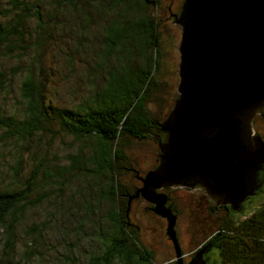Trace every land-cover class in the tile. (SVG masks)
<instances>
[{"label":"rangeland","instance_id":"374dc122","mask_svg":"<svg viewBox=\"0 0 264 264\" xmlns=\"http://www.w3.org/2000/svg\"><path fill=\"white\" fill-rule=\"evenodd\" d=\"M8 1L0 0V9H7ZM22 1L31 3L33 8L38 9L41 24L37 26V21L32 16L33 8L20 19L15 11L5 16L0 13V22L17 21L26 31L22 39H12L1 50L0 69L6 75L0 83V114L13 115L19 119L24 116L25 99L20 94V88L24 77L30 74L44 94L49 121L47 129L36 132L31 137H12L0 143V190L21 188L24 179L42 159L29 194L32 199L41 195V200L26 207L15 223L11 237L12 249L5 243V233L2 231L3 227L0 228V260L11 259L19 264H85L86 256L99 250V243L95 239L97 229L102 233L108 231L103 219L107 211L106 203H101L98 208L94 206L99 186L106 185V180L102 176L94 177L89 172L83 173L80 169L64 173L62 177H44V170L52 172L55 166L67 167L69 155L81 154L86 158L90 153L92 140L74 138L61 128L56 111L60 108L77 109L91 105L95 91L100 90L105 83L107 68L112 69L117 65L124 69L138 66L142 63L143 56L136 54L132 47L122 50L121 45L116 46L111 54H102V29L111 19H116L119 15H115V12L120 11V6H116L114 11L111 12L110 9L107 12L109 0H98L96 3L77 0L75 8L57 0ZM183 2L184 0H157L155 6L147 8V13L157 22L160 56L158 69L155 70L156 83L151 84L152 89L147 93L144 108L147 115H151L161 125L170 122L172 109L180 97V41L186 24ZM128 12L125 13V18ZM137 15L139 11L134 9L128 17L130 19ZM244 129L243 150H256V153L234 161L241 167L246 165L247 169L254 167L253 172L251 168L241 178V183H244L242 190V185L239 184L237 189H231L229 194L239 193L238 196H224L221 192V198L211 197L201 179L193 176L187 178L190 183L184 179L188 184L182 185L190 188V192L193 186H198L193 191L194 196L206 193L198 196L206 205L227 204L228 216L236 221L264 204V104ZM161 133L164 136L165 132ZM121 143L124 158L119 160L113 175L119 185L132 194L135 190L132 185L138 184L137 174L141 175L149 170L152 162L153 169L160 168L163 160L153 135ZM226 160L225 158V162ZM83 165L93 167L91 161L85 160ZM205 174L216 185H225L229 178L233 181L235 175L233 169L222 171L220 176L214 173L211 176L207 172ZM166 187L171 189L174 185ZM156 191L164 193L161 188ZM176 193L186 196L183 190ZM183 202H173L177 213L174 230L177 232L178 247L182 252L190 251V255L199 261L192 259L191 264H221L215 239L202 247L198 246L208 234L217 230V224L222 218L216 219L207 214L209 210L206 208L205 212L204 204L190 205V210H184L187 203ZM146 204V200L139 199L130 200L129 203V219L137 229V240L152 252L154 264H174L176 256L164 232V219L154 215ZM214 212L216 217L225 215L224 209L216 208ZM189 235L190 244L186 246Z\"/></svg>","mask_w":264,"mask_h":264},{"label":"trees","instance_id":"16d2710c","mask_svg":"<svg viewBox=\"0 0 264 264\" xmlns=\"http://www.w3.org/2000/svg\"><path fill=\"white\" fill-rule=\"evenodd\" d=\"M57 1L61 4H70L74 8L77 5V0ZM156 2L157 0H109L108 4L111 8L108 7L106 11L110 9L111 12L114 11L116 6H120V11L115 12V15L119 16L111 19L102 29L104 43L102 54L104 56L111 54L116 46L121 45L122 50L132 47L136 54L143 56V61L138 66L125 69L120 68V65L113 66L112 69L107 68L105 83L100 90L95 91L91 105L77 109L60 108L56 111L61 128L74 138H90L92 142L90 153L86 158L81 154L69 155L70 162L67 167L55 166L52 172L44 170V177L47 179L53 176L62 177L64 173L80 169L84 171L83 173L89 172L94 177L102 176L106 180L105 186H99L94 206L98 208L101 203H106L107 211L103 219L108 231L102 233L97 229L95 239L99 243V250L90 252L86 256L85 264H115L117 262L154 264L155 261L152 252L137 240V229L129 219L130 200L139 195L134 196L136 189L141 185L134 187L135 190L130 194L119 185L113 173L117 169L119 160L122 161L124 158L121 141L141 139L150 135L158 136L159 140H163L160 127L162 123L154 120L151 115H147L148 112L144 108L147 93L152 89L151 84L156 83L155 70L159 65L157 22L147 13V8L155 6ZM8 3L9 7L0 9V13L5 16L15 11L19 19L24 18L27 15L26 12L34 7L31 3L22 0H9ZM33 9L32 16L36 19L37 26H40L39 11L36 7ZM134 9L139 11V15L129 19L128 16ZM126 12L128 16L125 18ZM25 34L23 25L17 21L0 22V54L8 42L12 39H22ZM5 75V72L0 69V83ZM20 91L25 99L24 116L19 119L13 115L0 114V143L12 137L28 138L48 128L49 113L45 107L44 94L32 75L24 77ZM85 160L91 161L93 167L88 168L83 165ZM39 161L42 162V159ZM41 162L34 166L28 177L24 179L21 188L0 190V228L3 227L5 243L10 249L13 248L11 237L15 223L19 221L26 207H31L41 200V195L34 199L29 198L35 183L36 171ZM145 172L141 175L137 174L136 178L143 177ZM150 206L152 211L153 204L150 203ZM218 206L209 205L207 214L216 219L222 218V221L217 224V230L214 229L208 234L198 248L215 239L214 244L221 264H264V204L237 221L228 216L227 204ZM216 208L224 209L225 215L216 217L217 214L214 212ZM169 209L172 213L176 212L175 205L171 204ZM176 234L177 232L175 237ZM192 257L193 255L190 259ZM173 262L176 264L175 258ZM0 264L19 263L7 259L0 260Z\"/></svg>","mask_w":264,"mask_h":264},{"label":"water","instance_id":"95a60500","mask_svg":"<svg viewBox=\"0 0 264 264\" xmlns=\"http://www.w3.org/2000/svg\"><path fill=\"white\" fill-rule=\"evenodd\" d=\"M182 9L186 24L180 41L179 101L170 122L160 126L163 140L155 136L163 162L139 178L134 194L152 203V211L165 220L176 264H181L176 215L156 189L188 184L193 176L211 197L238 196L229 194L231 189L239 184L242 190L241 178L254 167L234 161L256 153L243 150L242 137L246 123L264 104V0H184ZM241 116L247 117L244 123ZM197 149L201 155L195 159ZM231 169L234 179L225 185H216L205 174L220 176ZM192 259L197 260L192 257L189 264Z\"/></svg>","mask_w":264,"mask_h":264},{"label":"flooded vegetation","instance_id":"af4514ba","mask_svg":"<svg viewBox=\"0 0 264 264\" xmlns=\"http://www.w3.org/2000/svg\"><path fill=\"white\" fill-rule=\"evenodd\" d=\"M244 162V161H243ZM242 163V162H241ZM153 162L150 166V169L153 168ZM137 177V176H136ZM138 181V184L137 185H134L135 188L136 187H139L141 185V182L139 179H137ZM189 182H190V179H189ZM193 183V185L195 184L193 181L191 182ZM193 190L190 192V188H185V186H182V185H177V186H174L173 188L169 189L167 188L166 186H162L160 187L161 189L164 190V194L166 195V201H165V206H170L171 204L173 205V202L178 200V201H186V205H185V209L184 210H187L189 209L190 210V205H199V204H204L203 205V209H206L208 206H209V203L208 205H206L204 202L201 201V199H198V196H201V195H205L206 193H199L197 194V196H194V193L193 191L198 187V186H193ZM196 187V188H195ZM178 190H183L185 191L186 193H184L186 196L185 197H182L183 195L182 194H179V193H176V191ZM141 195L139 194L138 196H136L134 199H139V200H145L143 199V197H141ZM204 201V199H202ZM206 200V199H205ZM210 200L213 201L210 197ZM167 202H168V205H167ZM184 203V202H183ZM220 206V204H218ZM147 208H149L151 210V206H150V202L147 201V204H146ZM218 206V207H219ZM175 212V211H174ZM176 215V220H175V225H176V221H177V213L175 212L174 213ZM155 215V214H154ZM176 233V231H175ZM176 238H177V234H176ZM177 241H178V238H177ZM190 244V236L187 238V241H186V246H189ZM188 248V247H187ZM180 249V253H181V264H189L190 262V251L189 252H182L181 248Z\"/></svg>","mask_w":264,"mask_h":264},{"label":"bare ground","instance_id":"6f19581e","mask_svg":"<svg viewBox=\"0 0 264 264\" xmlns=\"http://www.w3.org/2000/svg\"><path fill=\"white\" fill-rule=\"evenodd\" d=\"M233 99H234V98H233ZM229 104H230V102H229ZM232 104H233V102H232ZM256 109H257V108H256ZM246 118H247V117H246ZM246 118H245V116H243V117L241 116V117H240V119H241V121H242L243 123H244V120H245ZM197 150H198V149H197ZM200 153H201V152H200ZM200 153H199V150H198V151H197V154H195V159L197 158V156H198ZM200 155H201V154H200ZM203 157H205V156L203 155ZM208 159H209V158H207V159H205V160H208ZM219 160H220V161H219ZM210 161H211V160H210ZM218 162H221V158L218 159ZM219 164H220V163H219ZM221 165H222V164H221ZM207 167H208V166H207Z\"/></svg>","mask_w":264,"mask_h":264}]
</instances>
